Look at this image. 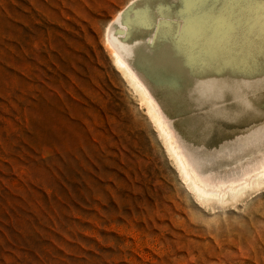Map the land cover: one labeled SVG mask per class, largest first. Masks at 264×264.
I'll return each instance as SVG.
<instances>
[{
  "label": "rangeland",
  "instance_id": "rangeland-1",
  "mask_svg": "<svg viewBox=\"0 0 264 264\" xmlns=\"http://www.w3.org/2000/svg\"><path fill=\"white\" fill-rule=\"evenodd\" d=\"M129 1L0 0V264H264V185L200 198L110 55Z\"/></svg>",
  "mask_w": 264,
  "mask_h": 264
},
{
  "label": "bare ground",
  "instance_id": "bare-ground-1",
  "mask_svg": "<svg viewBox=\"0 0 264 264\" xmlns=\"http://www.w3.org/2000/svg\"><path fill=\"white\" fill-rule=\"evenodd\" d=\"M146 2L126 13L130 0L110 20L109 53L148 101L195 193L215 207L237 202L264 185L262 0H208L225 6L198 17Z\"/></svg>",
  "mask_w": 264,
  "mask_h": 264
},
{
  "label": "snow or ice",
  "instance_id": "snow-or-ice-1",
  "mask_svg": "<svg viewBox=\"0 0 264 264\" xmlns=\"http://www.w3.org/2000/svg\"><path fill=\"white\" fill-rule=\"evenodd\" d=\"M235 0H225V5L233 4ZM225 5L218 4H209L208 0H168V2H157L154 7L157 11L167 12L172 15H191L194 17L207 15L212 12L213 9H218L224 7ZM244 7H254L255 5L252 3V0H243ZM143 7L147 9L149 5L146 0H140L139 3H134L129 5L127 12H132L137 10L138 8ZM260 17H261V28H260V40H261V66L264 67V0H262L260 6ZM131 23L130 21H126Z\"/></svg>",
  "mask_w": 264,
  "mask_h": 264
}]
</instances>
